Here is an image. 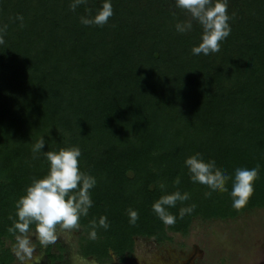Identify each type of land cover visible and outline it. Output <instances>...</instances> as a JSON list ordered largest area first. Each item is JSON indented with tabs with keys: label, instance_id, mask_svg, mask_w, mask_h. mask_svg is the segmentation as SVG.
I'll use <instances>...</instances> for the list:
<instances>
[{
	"label": "trees",
	"instance_id": "trees-1",
	"mask_svg": "<svg viewBox=\"0 0 264 264\" xmlns=\"http://www.w3.org/2000/svg\"><path fill=\"white\" fill-rule=\"evenodd\" d=\"M71 2L0 0V264L16 261L7 229L16 201L48 170L43 151L78 146L81 169L97 179L77 231L79 253L98 264L125 262L136 238L165 243L170 233L187 236L195 220L264 208V0H227L231 33L209 55L192 54L202 32L195 22L176 31L189 15L175 0H112L102 26L80 22L100 0L75 11ZM197 152L229 176L259 165L244 209L232 208L231 180L222 193L190 180L184 160ZM161 184L189 194L169 209L172 225L152 210ZM128 209L139 214L135 224ZM101 216L109 228L92 240L90 221Z\"/></svg>",
	"mask_w": 264,
	"mask_h": 264
},
{
	"label": "clouds",
	"instance_id": "clouds-1",
	"mask_svg": "<svg viewBox=\"0 0 264 264\" xmlns=\"http://www.w3.org/2000/svg\"><path fill=\"white\" fill-rule=\"evenodd\" d=\"M88 0H72L70 8L75 11L80 5H87ZM177 8L186 12L189 19L178 22L176 31L187 33L192 30L193 22L202 29L200 42L192 48L193 55H209L221 50L222 42L230 35L227 0H175ZM88 16H81L84 25H104L113 15L112 0H100V6L95 14L86 9ZM46 147L43 139L32 145L33 154L41 153ZM48 170L42 178H33L15 204V216L12 225L7 229L15 237L13 250L24 260L31 258L34 247L32 236L43 245L55 244L58 231H72L80 228V220L89 214L93 206L91 190L96 186L95 176L86 173L80 167L81 150L78 146L60 148L58 151H43ZM190 180L207 188L212 193L227 192L226 182L232 181L230 197L232 208L244 209L254 193V183L259 177V165L253 168L238 167L232 176L221 170L214 160H205L200 153L188 156L184 160ZM175 184L180 183L177 177ZM165 190V185L161 184ZM189 199L187 192L179 190L167 192L152 204L153 212L165 225H172L177 217L169 209L175 208L177 202ZM195 204L181 207L180 218L185 213H192ZM129 222L135 224L139 214L134 209H128ZM35 225V227H33ZM98 228L107 230L109 223L106 216L90 221L88 236L95 240Z\"/></svg>",
	"mask_w": 264,
	"mask_h": 264
},
{
	"label": "rangeland",
	"instance_id": "rangeland-1",
	"mask_svg": "<svg viewBox=\"0 0 264 264\" xmlns=\"http://www.w3.org/2000/svg\"><path fill=\"white\" fill-rule=\"evenodd\" d=\"M169 235L172 240L165 243L136 238L133 255L125 262L114 260L110 264H264V208L236 219L195 220L187 236ZM78 239L77 230L58 231L56 243L49 245L32 236V257L21 260L13 250L14 264H98L93 258L81 256ZM48 248L54 255L62 254L63 259L51 261Z\"/></svg>",
	"mask_w": 264,
	"mask_h": 264
}]
</instances>
